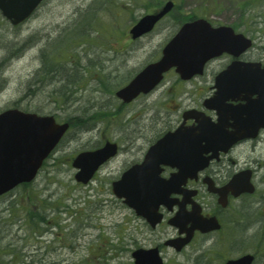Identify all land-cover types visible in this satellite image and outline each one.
<instances>
[{
    "label": "rangeland",
    "instance_id": "374dc122",
    "mask_svg": "<svg viewBox=\"0 0 264 264\" xmlns=\"http://www.w3.org/2000/svg\"><path fill=\"white\" fill-rule=\"evenodd\" d=\"M168 1L174 7L154 30L131 40L136 21ZM196 19L251 39L244 57L264 62V0H44L19 26L0 13V113L17 109L69 124L36 179L0 196V264H133V251L154 247L164 264H224L245 254L264 264V137L239 157L252 159L254 194L232 202L218 232L181 252L164 245L176 236L167 217L151 229L112 193L127 164L140 161L183 112L200 109L227 64L216 58L188 82L171 70L129 104L115 96ZM106 141L117 145V155L89 184L77 183L72 160ZM203 201L212 198L204 193Z\"/></svg>",
    "mask_w": 264,
    "mask_h": 264
},
{
    "label": "water",
    "instance_id": "95a60500",
    "mask_svg": "<svg viewBox=\"0 0 264 264\" xmlns=\"http://www.w3.org/2000/svg\"><path fill=\"white\" fill-rule=\"evenodd\" d=\"M43 0H0V13L12 25H18L31 16ZM174 4L168 1L159 11L141 17L129 30L132 40L150 33L157 22L169 13ZM252 45V41L243 34H237L231 27H212L204 19H196L183 24L177 33L164 45L161 57L146 65L124 87L115 92V96L124 104L132 102L140 94H148L163 79V75L174 68L182 80H189L201 75L205 64L226 53L238 58ZM253 90L259 96L256 113L264 118V68L259 63H243L233 61L214 80V94L203 102V107L217 113V121L202 112L190 110L183 113V123L195 120L196 127L186 128L182 124L173 132L166 133L147 151L141 164L124 172L120 179L112 183V193L135 214L142 217L154 229L161 223L163 215L161 206L171 209V194H183L180 190L170 189L166 183H172L182 173L181 163L187 155L196 153L200 156L211 151L202 149L201 144L215 145L224 140V104L229 94L238 89ZM250 106L246 107L249 110ZM264 123L255 129L261 128ZM69 125L57 124L53 116H39L25 113L17 109H9L0 113V196L6 194L20 184L31 183L37 176L43 162L57 146ZM220 148L216 149L219 150ZM213 150V151H216ZM117 145L106 142L94 151L81 152L72 161L77 169L74 176L76 182L87 184L104 162L115 156ZM160 164L179 168L168 182L159 178ZM203 168V167H201ZM200 168V169H201ZM195 172V170H194ZM209 192L223 194L220 204L225 205L226 194L231 191L237 197L242 193H253L254 187L248 174L241 179L235 176L222 190ZM221 192V193H222ZM180 210L169 219L170 226L179 228V233H186L184 239H170L164 245L180 251L191 239L194 230L210 232L220 228L216 219H201L198 211L185 214ZM192 225L186 231L183 226L188 220ZM134 264H163L157 247L137 249L131 254ZM254 256L246 254L238 259L228 260L225 264H252Z\"/></svg>",
    "mask_w": 264,
    "mask_h": 264
},
{
    "label": "flooded vegetation",
    "instance_id": "af4514ba",
    "mask_svg": "<svg viewBox=\"0 0 264 264\" xmlns=\"http://www.w3.org/2000/svg\"><path fill=\"white\" fill-rule=\"evenodd\" d=\"M244 55L239 57L237 60L243 63H260L261 67L264 68L263 61L247 59L244 57ZM223 56L227 58V64L223 68L225 69L235 58L227 54H224L218 58H221ZM209 63H207L206 66ZM204 73L205 70L203 74ZM217 74L213 78V84ZM179 80L181 82L190 81V80L182 81L180 78ZM213 93L214 91L212 86V88H210V94L208 95V97L212 96ZM228 96L229 98L228 100H226L224 104V113H223V117L225 119L224 128H223V133L225 136L224 140L220 141L215 145L206 146L205 143H202L201 144L202 149L211 148L212 150L203 153L200 156H196L195 155L196 153L195 154L191 153L186 156L184 162H182L180 166L182 168V173H180V175L176 177V180L174 182L166 183L170 189L180 190L183 192V194L170 195L169 198L173 202V206L171 207V209H168L166 206L160 207V212L163 215V220L166 219L167 217L166 220L167 224L169 219L175 216L176 213L180 210V206L182 204L183 205L182 211H184L185 214H191L194 213V211H198V215L201 216V219H205L206 221H209L211 219H216L220 228L218 230H214L210 232H201L200 230L197 229L194 230L192 232L191 239L188 242V244L185 245L178 252L184 250L197 238H206L209 235L218 232L222 228L221 214L224 213L226 209H228V207L232 204V202H236L240 198H243L247 195L252 196L254 194V193L253 194L244 193L235 197L230 191L226 194L225 205L222 206L219 201H220V196L221 194H223V192L221 191L222 193L221 192L214 193V192H209L208 190L209 187L212 190H222L235 176H239L241 177V179H243L247 176V174L251 184L255 189L254 178L256 175V171L250 168L252 159H250L249 162L247 161L240 162L239 157H241V155L243 154L242 151L247 146L250 147L251 151H254L255 146L262 143L264 137V124L261 128L255 129L257 126H260L261 123H264V118L259 116L255 111L256 109L255 106H257L256 103L260 98L257 93L253 92V90H246L243 88L234 90ZM203 101H202V105H203ZM202 105L200 109H195V110L200 112L203 111L205 115L208 116L213 123H215L217 119V113L215 111H208L203 109ZM248 105L250 106V109L246 110V107ZM182 124L186 128L197 126V122L195 120L190 119L187 120L185 123H183V120L181 119V121L176 125V127L173 130H175L177 127L181 126ZM173 130H169V131H173ZM164 134H162L161 136H163ZM218 148L220 149L216 150ZM144 157H145V153L142 155L140 161H133L127 164L125 166V169L122 171V173L132 168L133 166L140 164L144 160ZM111 159L107 160L104 164H102L100 168H102L104 165L109 163ZM159 171H160L159 178L164 182H168L173 175L179 173V168L172 167L171 165L160 164ZM204 193H208V195L212 198V203L210 205L206 204L203 201ZM262 216L264 217V206L262 207ZM186 219L188 220V218ZM191 225H192L191 220H188V222H186V225L183 226V230L186 231L191 227ZM174 230L176 231V236L173 239H179V238L184 239L186 237V233H182V234L179 233V228L174 227Z\"/></svg>",
    "mask_w": 264,
    "mask_h": 264
}]
</instances>
